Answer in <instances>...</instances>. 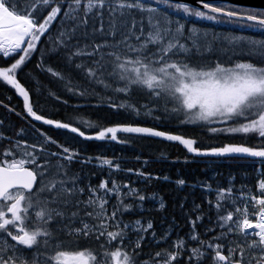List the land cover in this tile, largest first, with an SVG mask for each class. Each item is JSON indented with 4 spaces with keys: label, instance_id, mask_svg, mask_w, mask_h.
<instances>
[{
    "label": "snow or ice",
    "instance_id": "snow-or-ice-1",
    "mask_svg": "<svg viewBox=\"0 0 264 264\" xmlns=\"http://www.w3.org/2000/svg\"><path fill=\"white\" fill-rule=\"evenodd\" d=\"M196 5L0 0V87L20 104L0 100L20 121L0 117V264H264V8ZM60 106L67 116L49 114ZM41 126L79 141L168 142L185 164L252 171L239 183L157 175L140 155L125 168ZM153 181L172 187L170 205Z\"/></svg>",
    "mask_w": 264,
    "mask_h": 264
},
{
    "label": "trees",
    "instance_id": "trees-1",
    "mask_svg": "<svg viewBox=\"0 0 264 264\" xmlns=\"http://www.w3.org/2000/svg\"><path fill=\"white\" fill-rule=\"evenodd\" d=\"M206 26L207 22H202ZM217 29H228L231 26L229 25H217L215 26ZM246 35L254 36L256 38H260V33H245ZM12 95L13 99L10 102L12 106H15L17 110L20 108V104L18 103V98L14 96V94L11 92V90H7L5 88L0 87V100L6 101V96ZM63 95V93H61ZM7 102V101H6ZM71 102V101H70ZM71 111V110H68ZM49 114L53 116H57L59 118L60 116H67V112L65 111V108L63 106L59 107V115H57L56 109H49ZM81 115H87L90 118H96L101 117L104 119L106 123H116L125 121L126 117L124 115H116V114H110L107 109H92V108H86L84 113H81ZM0 117H2L6 121H10L12 124L19 125L20 121L14 116L9 113H7L3 108H0ZM42 128H47L48 132L60 140H66L69 143L73 144L74 146H85L86 149H89L88 154L96 155V154H102L105 156H116L120 159H125L127 156L123 155V152H127L129 154L128 156L132 159H135L136 155L141 156V160H143V156L147 153L151 154L153 157L161 158V153H164V155L167 156V159L164 160H170L172 161V164L170 165L174 167V172L169 175L171 177H175L178 174H184L187 175L190 179L193 176H203V174L207 173L209 176L212 175L214 170H224L227 169L230 166L238 167L242 173L248 172L251 173L252 171V164H233L229 163L232 161H218L219 163H214L212 167L208 168L205 167L206 161L203 160H197L195 163L191 164H185L183 162L184 158V151L180 146L169 144L168 142H154V141H148V140H142L137 141L136 143L128 146L115 144L114 142H95V141H79L78 138H74V134L66 133L63 131L57 132V130L50 129L48 126H41ZM172 130L175 132H178L180 134L186 135V136H192L197 135L198 136V130L194 128H181L177 127L175 125L172 126ZM198 138H200L198 136ZM207 143V141H205ZM213 143H218L217 141H213ZM168 148H173V151L168 150ZM154 152V153H152ZM159 152L158 154H156ZM155 156H154V155ZM145 157V156H144ZM179 158V160H177ZM162 159V158H161ZM248 163H251L250 161ZM140 163H123V167L128 168H137L140 167ZM150 163L146 166V171H149L153 174H155L156 169H153L150 167ZM200 169L203 171L200 173ZM119 176L123 177L124 179H128L129 177L125 175L124 173L118 174ZM158 175V174H157ZM233 175V174H231ZM229 176V174L225 177L217 176V179H219L222 183L226 180V178ZM236 177V182H240V177L234 175ZM133 180H137V177H131ZM255 176L250 175L248 180L250 184L255 183ZM153 187L158 191L160 196H163L165 200L171 204V201L173 200L174 196L176 194H173L172 187L168 185L167 183L163 182L161 184H155L152 183Z\"/></svg>",
    "mask_w": 264,
    "mask_h": 264
},
{
    "label": "bare ground",
    "instance_id": "bare-ground-1",
    "mask_svg": "<svg viewBox=\"0 0 264 264\" xmlns=\"http://www.w3.org/2000/svg\"><path fill=\"white\" fill-rule=\"evenodd\" d=\"M86 150L89 152V149H86ZM168 150L173 151V148H168ZM152 153H154V152H152ZM158 153L159 152H157L156 154H158ZM122 154L127 156L125 159H122L124 162H126V163H137L136 159H132L131 157H129L128 156L129 154H127V152H123ZM144 156H143L142 159H148L149 163L151 165L150 167L153 168V169H156L155 174H158V175H165V174L171 175L174 172V167H172L170 165V163L172 164V161H170L169 159L166 161V160L158 158V157H153L149 153L145 154ZM215 163H219V162L216 161ZM229 163H233V164H251V163H248V162L237 163L235 161H232V162H229ZM199 172L202 173L203 171L200 169ZM213 173H219L220 174L219 176H221V177H225L228 174L229 175L233 174V175H236V176L241 178V175H242V172L240 171V169L238 167H234V166H230L227 169H224L222 171L216 169V170H214ZM204 175H205V173L203 174V176ZM152 183L161 184V183H163V181H153ZM173 194H175V193L173 192Z\"/></svg>",
    "mask_w": 264,
    "mask_h": 264
},
{
    "label": "water",
    "instance_id": "water-1",
    "mask_svg": "<svg viewBox=\"0 0 264 264\" xmlns=\"http://www.w3.org/2000/svg\"><path fill=\"white\" fill-rule=\"evenodd\" d=\"M188 3L196 5V0H187ZM229 2L255 8H264V0H229Z\"/></svg>",
    "mask_w": 264,
    "mask_h": 264
}]
</instances>
